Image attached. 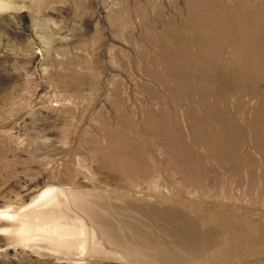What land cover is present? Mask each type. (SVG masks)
Masks as SVG:
<instances>
[{"label": "rangeland", "instance_id": "1", "mask_svg": "<svg viewBox=\"0 0 264 264\" xmlns=\"http://www.w3.org/2000/svg\"><path fill=\"white\" fill-rule=\"evenodd\" d=\"M0 264H264V0H0Z\"/></svg>", "mask_w": 264, "mask_h": 264}, {"label": "bare ground", "instance_id": "2", "mask_svg": "<svg viewBox=\"0 0 264 264\" xmlns=\"http://www.w3.org/2000/svg\"><path fill=\"white\" fill-rule=\"evenodd\" d=\"M59 227H61V226H59ZM55 228H58V227H55ZM61 230V229H60Z\"/></svg>", "mask_w": 264, "mask_h": 264}]
</instances>
